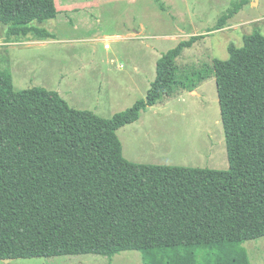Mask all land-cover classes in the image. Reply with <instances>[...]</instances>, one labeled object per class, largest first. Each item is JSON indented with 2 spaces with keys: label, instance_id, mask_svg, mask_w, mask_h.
Returning a JSON list of instances; mask_svg holds the SVG:
<instances>
[{
  "label": "trees",
  "instance_id": "trees-1",
  "mask_svg": "<svg viewBox=\"0 0 264 264\" xmlns=\"http://www.w3.org/2000/svg\"><path fill=\"white\" fill-rule=\"evenodd\" d=\"M57 13L55 0H0V260L138 250L144 264H251L243 243L264 237V35L245 34L227 60L186 66L178 58L204 35L181 40L157 60L146 97L106 118L57 90L13 87L7 43L55 39L43 23ZM211 77L228 169L123 155L120 128Z\"/></svg>",
  "mask_w": 264,
  "mask_h": 264
},
{
  "label": "rangeland",
  "instance_id": "rangeland-1",
  "mask_svg": "<svg viewBox=\"0 0 264 264\" xmlns=\"http://www.w3.org/2000/svg\"><path fill=\"white\" fill-rule=\"evenodd\" d=\"M238 1L140 0L137 3L104 4L100 7L101 20L106 31L115 35L92 43L94 54L86 42L75 43L76 57L62 49L55 55L43 50L50 58L39 67L35 64L32 42L8 44L6 48L10 57L11 48L15 47L14 85L19 89L34 86L55 89L71 106L79 109L99 107L104 109L101 115L110 118L146 97L153 81L149 86L145 81L147 77L151 79L153 73L156 78L157 60L181 40L204 35L178 58V63L186 66L212 63L215 58L227 60L229 47L243 46L245 34L257 30L264 35V0H249L226 21L223 28L214 29L222 14ZM53 20L45 21L43 26L54 29ZM5 30L6 26L0 23V45L4 44ZM28 39L32 40L23 38L17 41ZM112 58L114 60L111 61ZM92 60L109 63L113 71L120 64L128 70L139 63L144 68V78L138 83H129V93L125 96L115 94L110 102L108 96L100 94L93 86V78H88L86 85L74 80L72 68L89 64ZM64 70H69L70 74L66 75ZM141 115L139 120L124 125L117 132L123 143V155L128 160L219 170L229 168L215 77L204 81L197 90L164 99ZM243 246L251 264H264V237L244 241ZM0 264H144V260L142 251L128 250L113 257L57 255L18 258L8 263L0 260Z\"/></svg>",
  "mask_w": 264,
  "mask_h": 264
},
{
  "label": "crops",
  "instance_id": "crops-1",
  "mask_svg": "<svg viewBox=\"0 0 264 264\" xmlns=\"http://www.w3.org/2000/svg\"><path fill=\"white\" fill-rule=\"evenodd\" d=\"M123 1L127 3H137L140 0H55V5L58 10L56 17L53 20V26L55 31L57 32V36L55 39L13 41L7 43V45L32 42V44L30 43V45L34 46L33 48L36 56L35 64H37L39 67L41 66V64L47 61L46 59L50 58L43 52V50H46L51 55H55L59 53V49H62L64 50V52H70L73 57H76L77 53L75 50V43L86 42L91 45L89 46V48H92L91 53L94 54L96 51L95 48H93L92 43H97L98 41L109 39L110 36L115 35L110 34L106 31V27L101 20L102 14L100 12V7L104 4ZM141 28L142 26L140 27V29ZM137 32L139 31L136 30V33ZM106 47H108V44H106ZM14 48L15 47L11 48V57L9 56L13 78V87L15 90H22L16 88L14 85ZM112 60L114 59L112 58L111 61ZM52 62L54 61L52 60ZM132 67L133 69L127 70L123 64H120L115 68V71H113V69H110L111 67L109 66V63H97L92 60V62H89V64L72 68V72H74L73 77L74 80H76V83L81 82L82 84L86 85V80H88V78H93V80L95 81V84L93 86L97 87V90L100 94H103L106 97L108 96L109 101L111 102V97H115V94L118 95L122 93V96H125L129 93V83L135 84L138 83L139 80H142L144 78V68L141 64L135 63ZM64 72L66 73V75L70 74L69 70H64ZM154 80L155 77L153 73L151 79L149 77L146 78V85L149 86L151 81ZM47 89L55 90L50 88ZM89 109H92V111L99 114L100 116H102V112L104 113V109H101L99 107L88 108V110ZM11 260L12 259H9L8 262H11Z\"/></svg>",
  "mask_w": 264,
  "mask_h": 264
},
{
  "label": "water",
  "instance_id": "water-1",
  "mask_svg": "<svg viewBox=\"0 0 264 264\" xmlns=\"http://www.w3.org/2000/svg\"><path fill=\"white\" fill-rule=\"evenodd\" d=\"M6 262H8L9 261V259H4Z\"/></svg>",
  "mask_w": 264,
  "mask_h": 264
}]
</instances>
